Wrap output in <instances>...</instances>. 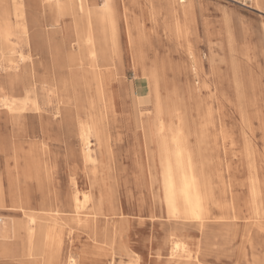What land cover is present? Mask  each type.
I'll use <instances>...</instances> for the list:
<instances>
[{"label":"rangeland","instance_id":"374dc122","mask_svg":"<svg viewBox=\"0 0 264 264\" xmlns=\"http://www.w3.org/2000/svg\"><path fill=\"white\" fill-rule=\"evenodd\" d=\"M156 1L160 11L156 23L146 27L160 64L171 67L166 68L162 84L177 91L174 100L182 107L184 120L175 118L172 124L186 121L193 147L200 137L197 132L204 128L214 162L216 205L210 218L199 226L168 216L159 149L155 137L147 142L138 126L136 97L148 93V82L135 70L123 22L109 90L111 153L92 137L91 150L99 161L93 167L83 160L79 139L62 130L56 102L42 90L50 75L52 49L40 40V33L50 31L56 44L61 35L59 28L48 26L46 14L35 1L30 11L41 29L34 28L37 39L24 49L29 60L20 68L19 79L11 85L12 79L0 67V101L18 99L17 106L29 111L21 100L36 98L31 92L35 82L29 76L34 70L41 104L39 112H27L25 120L15 125L0 112V178L7 193V208L0 207V218L24 220L21 212L9 209L11 190L33 208L44 203L62 210L66 217L62 264L71 256L77 264H264V4L187 0V13L179 11L182 30L177 34L167 0ZM143 2L124 0L119 8H130L131 19L142 21ZM134 37L137 41L138 32L134 31ZM66 43L69 47L71 40ZM195 59L203 67L198 75L192 72ZM153 120L147 119L151 128ZM254 177L262 191L261 218L253 215ZM77 191L91 199L79 225L69 214ZM173 240L186 244L184 258L171 257ZM26 247L22 238L10 240L8 251L0 254V264H43L41 257H30Z\"/></svg>","mask_w":264,"mask_h":264},{"label":"bare ground","instance_id":"6f19581e","mask_svg":"<svg viewBox=\"0 0 264 264\" xmlns=\"http://www.w3.org/2000/svg\"><path fill=\"white\" fill-rule=\"evenodd\" d=\"M34 1L46 14L48 26L51 29L59 28L61 35L60 43L56 44L50 31L40 33V40L52 49L50 75L43 82L42 90L50 100L56 102L60 127L79 139L82 158L93 167L99 159L91 150L92 137L98 140L108 155L111 153L110 126L113 109L109 90L115 72V43L120 24L124 23L134 51L135 70L141 72L148 82V93L138 94L136 97L138 126L143 130L147 142L155 137L168 216L176 220L195 221L199 226H204L210 218L212 205H216L214 162L208 153V139L204 128L197 132L196 135L200 137L193 147L186 121L176 126L172 124L175 118L184 120V116L180 115L182 107L174 100L177 91L169 90L167 85L162 84L166 68L170 70L171 67L166 62L160 64L157 55L150 48L149 30L146 27L148 23L155 22L160 12L158 1L144 0L142 11L145 15L140 21L131 19L130 8L124 6L120 10L119 5L124 0H100L101 3L97 0H0V67L6 72L8 79H12L11 85L19 79L20 68L29 60L24 49L37 39L34 28L41 29L37 16L30 11V4ZM252 1L264 4V0ZM133 2L136 4L137 0ZM167 3L174 20L172 29L178 34L182 30L178 20L179 11L187 13V0H167ZM134 31L138 32L137 41ZM68 39L71 40L69 47L66 43ZM190 56L194 57L192 53ZM193 64L192 72L198 75L203 71L200 60L195 59ZM29 76L36 84L34 70L30 71ZM35 84L31 92L36 98L31 101L26 98L21 100L29 111L17 106L20 101L18 99L7 101L4 97L0 101V112L6 113L13 125L25 120L27 112L41 110ZM163 91H166L165 95ZM192 94L195 95L196 92L192 91ZM150 117L154 118L152 128L147 121ZM149 157L152 166H155L154 156ZM29 165L32 168L31 161ZM218 177L220 180L221 177ZM6 196L5 186L0 178L2 209L7 208ZM251 196L253 215L261 218L262 191L257 177L251 180ZM10 199L12 205L9 209L21 212L24 220L9 221L0 218V254L8 251L10 240L22 238L27 244L26 251L30 257H41L43 264H62L61 234L66 223L65 213L44 203L39 208H33L13 190L10 191ZM90 201L87 194L79 191L74 194L69 211L72 221L78 225L82 222L81 216ZM187 253L184 242L172 241L173 259L184 258L183 255ZM67 264H77V261L71 256Z\"/></svg>","mask_w":264,"mask_h":264},{"label":"crops","instance_id":"0c3cea01","mask_svg":"<svg viewBox=\"0 0 264 264\" xmlns=\"http://www.w3.org/2000/svg\"><path fill=\"white\" fill-rule=\"evenodd\" d=\"M97 1H100V0H97ZM102 1V0H101Z\"/></svg>","mask_w":264,"mask_h":264}]
</instances>
